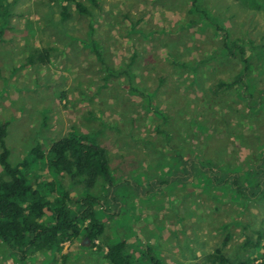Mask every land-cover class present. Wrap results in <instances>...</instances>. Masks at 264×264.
Instances as JSON below:
<instances>
[{
  "label": "rangeland",
  "instance_id": "rangeland-1",
  "mask_svg": "<svg viewBox=\"0 0 264 264\" xmlns=\"http://www.w3.org/2000/svg\"><path fill=\"white\" fill-rule=\"evenodd\" d=\"M77 1L82 8L0 0V124H7L9 162L37 144L47 156L72 129L93 136L108 150L115 180L141 185L128 196L123 187L125 207L112 208L105 222V236L126 240L132 259L149 248L165 264H193L221 248L235 264L263 263L261 250L241 248L264 228L258 191L239 196L202 172L183 177L180 168L206 155L222 173L250 181L264 150V2L252 9L240 0ZM215 26L249 52L244 84L235 80L244 66L240 51L231 55ZM44 49L49 60L41 63ZM27 174L30 183L52 182L72 199L84 189L54 175L47 159ZM260 182L264 196V175ZM88 194L104 192L98 184ZM0 264L108 263L79 242L21 261L0 255Z\"/></svg>",
  "mask_w": 264,
  "mask_h": 264
},
{
  "label": "trees",
  "instance_id": "trees-1",
  "mask_svg": "<svg viewBox=\"0 0 264 264\" xmlns=\"http://www.w3.org/2000/svg\"><path fill=\"white\" fill-rule=\"evenodd\" d=\"M62 3L70 2L80 9L82 6L77 0H60ZM93 1V0H91ZM195 5L197 0H191ZM245 6L255 9V0H240ZM264 2V0H261ZM259 6V5H258ZM264 7V6H263ZM261 7L262 9H264ZM62 19L68 17L67 7H62ZM222 34V46L234 56L233 49L240 51L243 61V71L237 76L239 83L249 77V52L235 42L229 41V34L222 27L215 26ZM97 58L101 59L100 48L94 42ZM47 51L42 50L38 56L41 63L48 61ZM28 63L32 64L33 56ZM234 80V83L236 81ZM245 86V85H244ZM247 89V86H245ZM250 94L248 98H250ZM260 105L261 100L254 102ZM7 124H0V255H5L14 261L24 260L29 253L59 252L64 243H85L87 248L95 249L108 264H165L158 258L151 256L148 248L141 254L140 259H132L128 253L126 240L113 241L105 236L106 220L112 216V208L125 207V184L115 180L112 175L108 150L104 145L92 141L93 136L85 135L72 129L65 137L54 141L45 156L40 144L29 150L16 165L9 162V150L6 147ZM202 161H193L186 158L180 168L183 177L192 178L195 171L209 178L217 186L228 185L239 196H252L258 191L263 199V184L260 179L264 175V150L259 162L251 172L246 184L240 182V177L231 170L221 172L222 169L212 165L206 155L201 156ZM47 159V165L54 175L62 174L70 180L73 186H83L82 194L72 199L67 192L62 191L59 185L47 182L43 185L32 184L27 171ZM205 163V166L203 165ZM212 165V166H211ZM112 169V170H111ZM253 169V168H252ZM120 180V179H118ZM120 181H125L121 178ZM153 183V180L151 184ZM100 184L104 194L96 196L88 194ZM126 193L130 195L131 188L140 190L141 185L127 181ZM122 189L120 196L115 192L117 187ZM54 188V189H53ZM123 200V201H122ZM125 200V201H124ZM123 203H122V202ZM111 214V215H110ZM116 216V215H115ZM111 219V218H110ZM257 239L246 238L241 244L243 249L261 250L264 258V228L252 231ZM227 237L222 241L226 246ZM3 250L4 253L3 254ZM189 264V263H175ZM193 264H235L217 248L207 254L200 263ZM237 264H253V261L240 260ZM261 264H264L261 263Z\"/></svg>",
  "mask_w": 264,
  "mask_h": 264
}]
</instances>
